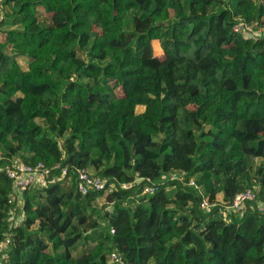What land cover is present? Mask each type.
Listing matches in <instances>:
<instances>
[{"label":"trees","instance_id":"16d2710c","mask_svg":"<svg viewBox=\"0 0 264 264\" xmlns=\"http://www.w3.org/2000/svg\"><path fill=\"white\" fill-rule=\"evenodd\" d=\"M0 2V168L67 169L18 205L0 172L3 264H264V0Z\"/></svg>","mask_w":264,"mask_h":264},{"label":"built area","instance_id":"2783aa9c","mask_svg":"<svg viewBox=\"0 0 264 264\" xmlns=\"http://www.w3.org/2000/svg\"><path fill=\"white\" fill-rule=\"evenodd\" d=\"M233 32L239 33L247 37H264V29H255L253 24H248L243 21H238L234 24L232 28ZM0 172H4L5 175L12 181L13 195L11 201H15L18 204H22L20 195L24 193L27 189L34 186L45 187L50 184H54L57 181L64 179L67 175V169L59 164H55L52 167H45L42 163H38L34 166L28 165H16L11 168H0ZM77 191L86 195L89 192H103L104 194H111L114 191L113 183L109 182L98 175L90 173L86 169L77 170ZM142 179H136L138 182ZM149 182V179H146ZM121 187L127 188L128 185L119 183ZM190 185L194 186V182L191 181ZM156 188L152 184H145L137 197L144 195H152L155 193ZM248 201H255V194L251 190H246L243 193L237 194L232 203H230L226 209L229 212H238L245 209V204ZM258 210L264 213V203L257 202ZM209 204L206 200L201 203V208L207 210ZM24 218V213L21 212L19 218L13 223V229L17 228ZM13 233L8 232L3 240L0 242V264L7 258L6 249L10 244V240ZM111 262L116 264H122L119 261L118 255L112 253L109 256Z\"/></svg>","mask_w":264,"mask_h":264},{"label":"rangeland","instance_id":"374dc122","mask_svg":"<svg viewBox=\"0 0 264 264\" xmlns=\"http://www.w3.org/2000/svg\"><path fill=\"white\" fill-rule=\"evenodd\" d=\"M0 8L3 9V8L1 7V2H0ZM38 14H39V15H45V14H48V13L46 12V10H44V9L41 7V8L38 9ZM91 19H92V21L94 22L95 25H99V19H98V16L93 15V16L91 17ZM98 27H99V26H97L96 28H98ZM174 35H175V38H176L177 40H181V35H180V33H179L177 30L174 31ZM154 52H155L156 55H160L159 49H158V47H157L156 45L154 46ZM19 64H20V66H21L22 69H26V68H27V61H26L25 59L19 60ZM16 161H17V160H16ZM254 162H255L256 164H259L260 159H255ZM89 172H90V173H93L92 171H89ZM104 205H109V206H111V203L108 204L105 198H100V199L97 200V202H96V206H97L98 208H100V207H102V206H104ZM109 206H107V207H108L107 210H110V209H111V207H109ZM13 222H14V221H13ZM82 251H83V248L79 245L78 248H77L76 254L79 255Z\"/></svg>","mask_w":264,"mask_h":264}]
</instances>
